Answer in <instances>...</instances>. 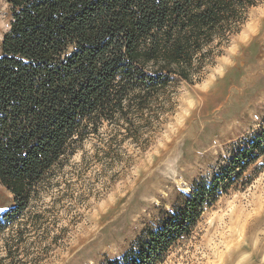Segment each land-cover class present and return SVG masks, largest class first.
I'll list each match as a JSON object with an SVG mask.
<instances>
[{"label": "rangeland", "instance_id": "374dc122", "mask_svg": "<svg viewBox=\"0 0 264 264\" xmlns=\"http://www.w3.org/2000/svg\"><path fill=\"white\" fill-rule=\"evenodd\" d=\"M10 18L0 0V40ZM220 50L199 80L171 82L146 119H132L138 141L113 124L84 140L1 234L0 245L10 238L16 246L9 264L120 258L180 214L193 186L215 180L213 200L156 264H264V155L221 181L231 159L264 132V0L245 11ZM13 206L0 185V213Z\"/></svg>", "mask_w": 264, "mask_h": 264}, {"label": "trees", "instance_id": "16d2710c", "mask_svg": "<svg viewBox=\"0 0 264 264\" xmlns=\"http://www.w3.org/2000/svg\"><path fill=\"white\" fill-rule=\"evenodd\" d=\"M0 40V185L14 206L1 234L17 225L49 182L104 124L138 141L144 115L168 85L193 83L261 0H6ZM264 155V132L230 161L238 176ZM193 186L185 209L120 258L104 264H156L189 233L216 191ZM19 234L21 230H18ZM18 240V238H17ZM0 264L16 246L4 238ZM8 260V263H5Z\"/></svg>", "mask_w": 264, "mask_h": 264}]
</instances>
